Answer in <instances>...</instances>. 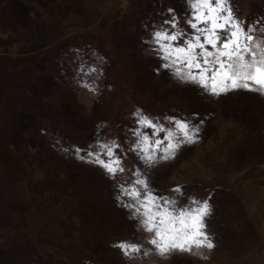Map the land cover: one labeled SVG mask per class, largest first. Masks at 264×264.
<instances>
[{
	"label": "rangeland",
	"instance_id": "374dc122",
	"mask_svg": "<svg viewBox=\"0 0 264 264\" xmlns=\"http://www.w3.org/2000/svg\"><path fill=\"white\" fill-rule=\"evenodd\" d=\"M228 2L264 40V0ZM192 14L189 0H0V264H264V93L213 95L163 66L152 33L191 34ZM137 112L197 138L148 165L132 150ZM113 142L115 176L86 155ZM137 170L177 207L208 201L213 248L156 251L120 192Z\"/></svg>",
	"mask_w": 264,
	"mask_h": 264
},
{
	"label": "snow or ice",
	"instance_id": "6c2138e0",
	"mask_svg": "<svg viewBox=\"0 0 264 264\" xmlns=\"http://www.w3.org/2000/svg\"><path fill=\"white\" fill-rule=\"evenodd\" d=\"M189 3L193 10L191 19L187 20L193 30L191 34L178 30L175 18L166 23L176 31L161 28L152 33L157 52L167 61L163 66L174 68L178 77L199 83L213 95L240 88L264 93V40L252 35L254 29L240 25L228 0H189ZM185 36L182 43H175ZM80 71L86 76L95 68ZM134 115L140 127L133 130L137 140L132 150L148 165L157 161L158 152L160 159H171L182 144L194 143L197 138L199 129L189 121L170 117L172 127L165 128L140 112ZM144 128L151 129L152 134L142 131ZM119 147L115 142L99 144L100 151H89L86 155L115 176L124 171L116 155ZM102 155L108 159H102ZM134 175L137 178L131 186H119L121 196L131 201L125 206L133 209L134 217L152 234L149 243L160 255L173 250L191 252L193 248L214 247L205 232L204 217L210 211L207 200L192 198L188 205L177 207L175 199L156 194L139 170ZM173 191L181 189L177 187ZM117 247L129 258L142 251V246L131 241H120Z\"/></svg>",
	"mask_w": 264,
	"mask_h": 264
}]
</instances>
